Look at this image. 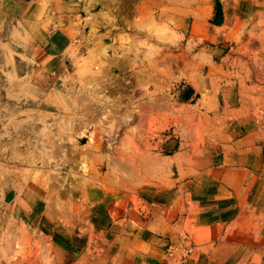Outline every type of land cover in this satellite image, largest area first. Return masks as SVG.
<instances>
[{
  "label": "rangeland",
  "instance_id": "rangeland-1",
  "mask_svg": "<svg viewBox=\"0 0 264 264\" xmlns=\"http://www.w3.org/2000/svg\"><path fill=\"white\" fill-rule=\"evenodd\" d=\"M30 4L0 0V264H62L49 237L92 242L84 220L101 199L140 220L141 199L164 190L184 214L185 181L233 140L264 139L259 0H87L68 22ZM67 26L71 44L53 57L44 36ZM163 211L147 229L179 237L159 256L133 248L182 264L208 231Z\"/></svg>",
  "mask_w": 264,
  "mask_h": 264
},
{
  "label": "crops",
  "instance_id": "crops-1",
  "mask_svg": "<svg viewBox=\"0 0 264 264\" xmlns=\"http://www.w3.org/2000/svg\"><path fill=\"white\" fill-rule=\"evenodd\" d=\"M26 1L32 3L37 13H41L45 5L54 18L61 15L66 17V22L71 16H81L82 8L87 5V0ZM259 1L260 5L264 4V0ZM75 7L78 11L73 10ZM237 13L240 20L246 15L243 9ZM254 15L264 19V6L255 7ZM224 16L223 12L221 25L212 26L211 33L218 36L223 33L220 29ZM69 30L68 26L49 30L44 36L46 44L41 46H49L48 52L53 57L63 55L71 44ZM182 185L179 193L186 202L184 214L179 200L175 199L172 207L167 204L164 190L149 191L151 202L141 199L137 209L140 220L129 215L132 204L124 215L125 203L101 199L89 206V216L84 220L94 235L92 242L89 234L81 233L77 235L78 240L74 237L75 243L55 234L49 240L64 254L62 264H160L159 257L137 251L133 245L151 247L157 256L164 253L173 238L179 236L155 233L147 229V225L160 216L165 218L163 210H172L175 223L190 218L192 225L207 230L210 238L201 246L196 245L193 238L192 252L182 264H264V139L258 132L233 140L227 149L220 151L212 167ZM178 191L174 190L176 196ZM117 205L121 214L114 210ZM235 239L243 241L238 243ZM59 244L62 247L59 248Z\"/></svg>",
  "mask_w": 264,
  "mask_h": 264
},
{
  "label": "built area",
  "instance_id": "built-area-1",
  "mask_svg": "<svg viewBox=\"0 0 264 264\" xmlns=\"http://www.w3.org/2000/svg\"><path fill=\"white\" fill-rule=\"evenodd\" d=\"M167 257L169 261L172 262V264H178L180 262V260L173 257V253L169 249H168Z\"/></svg>",
  "mask_w": 264,
  "mask_h": 264
},
{
  "label": "trees",
  "instance_id": "trees-1",
  "mask_svg": "<svg viewBox=\"0 0 264 264\" xmlns=\"http://www.w3.org/2000/svg\"><path fill=\"white\" fill-rule=\"evenodd\" d=\"M219 15H221V12H217V21L215 22L216 25H220L221 24V21L219 20Z\"/></svg>",
  "mask_w": 264,
  "mask_h": 264
},
{
  "label": "bare ground",
  "instance_id": "bare-ground-1",
  "mask_svg": "<svg viewBox=\"0 0 264 264\" xmlns=\"http://www.w3.org/2000/svg\"><path fill=\"white\" fill-rule=\"evenodd\" d=\"M91 110V109H90ZM82 126H83V124H82ZM56 146V145H55ZM58 147V146H57ZM53 151H54V149H53Z\"/></svg>",
  "mask_w": 264,
  "mask_h": 264
}]
</instances>
